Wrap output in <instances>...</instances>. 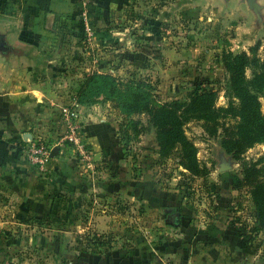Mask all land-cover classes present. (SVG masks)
I'll return each instance as SVG.
<instances>
[{
	"label": "rangeland",
	"instance_id": "obj_1",
	"mask_svg": "<svg viewBox=\"0 0 264 264\" xmlns=\"http://www.w3.org/2000/svg\"><path fill=\"white\" fill-rule=\"evenodd\" d=\"M259 3L263 9L257 27L254 17L236 4L136 0L123 14L106 16L104 24L93 25L95 36L91 25L92 37H81L84 34L79 28L69 24V30L60 27L39 50H31L8 36L9 44L24 56L0 57V63L16 68L18 81L23 83L16 89L18 104H27V115L42 106L45 116L35 144L50 151L62 150V155L59 151L49 162L64 161L66 173L58 164L55 176L64 184L50 188L43 197L45 203L35 206L41 209L14 212L13 201L6 205L0 202V264L88 263V259L101 260L102 255L113 252L112 244L128 248L138 243L175 246L177 237L188 241L187 229L165 224L168 209L196 214L195 228L208 229L217 223L240 233L239 249H230L227 242L222 247L224 260L234 256L240 260L238 264H264V233L257 229L252 199L245 188H236L245 166L257 164L264 169V144H255L235 161L224 154L219 138L208 137L200 122L189 121L184 126L185 136L196 147L200 165L208 169L205 178H193L179 166L177 152L167 159L158 157L156 133L147 116L127 117L103 97L91 109H81L74 99L83 79L95 73L149 84L155 105L186 102L191 94L205 90L216 94L215 109L225 108L228 94L222 54L246 53L264 60V0ZM152 23L155 32H151ZM4 26L2 31L9 35L10 25L6 22ZM254 47L257 49L252 51ZM256 71L249 68L245 76L264 114V89L251 83ZM35 96H40L42 103L36 104ZM87 121L102 122L116 133L121 166L100 157L101 151H94L90 143H84L89 159L82 163L66 137L69 125L82 130ZM129 122H138L137 129L142 131L135 135ZM238 122L228 118L224 123ZM60 126H64L63 132ZM222 159L230 161L231 169L219 173ZM25 165L34 169L32 176L48 174L45 168L40 170L26 160ZM102 184L122 186L124 192L108 196L104 187L95 190ZM218 241L212 245L214 254L221 248ZM219 264L225 262L220 259Z\"/></svg>",
	"mask_w": 264,
	"mask_h": 264
},
{
	"label": "crops",
	"instance_id": "obj_2",
	"mask_svg": "<svg viewBox=\"0 0 264 264\" xmlns=\"http://www.w3.org/2000/svg\"><path fill=\"white\" fill-rule=\"evenodd\" d=\"M5 1L6 4L2 5L3 7L0 8V31H2V28L5 27L4 25H6L7 22L10 25L8 28L10 29V33L9 35L7 34L10 39H14L15 37L17 43L19 42L29 47L31 50H39L40 46H44L45 39L60 27H66L68 29L70 24V28H74L75 26L78 28L77 23L78 21L80 22V19L84 25V36L81 37H92L93 25L96 27L100 23L104 24L106 16L113 17L116 14L119 16L127 9H130V5L136 3V0ZM86 26L89 28L90 32L85 31ZM94 26L93 35L95 36L97 29H95ZM111 31L113 30L109 29V32ZM137 50L140 53H144V50L140 48ZM18 80L16 68L13 69L12 66H5L0 63V123L2 122L5 124V126H0V202H2V205H6L8 201H13L15 205L13 208L14 212H30L32 208H34V210L42 208H37L35 206L39 205L37 203L41 201L45 203L43 197L47 195L50 188H52V190L57 189L58 186L64 184L62 181H58V177L55 176V170L58 164L61 165L64 161L60 163L59 160H51L45 167V170H48V174L45 173L37 176L30 175L34 169L25 165L23 145L27 143H25L23 137L26 136L30 143H34L40 132L39 123L45 115L42 106L39 110L34 111L33 115H27V109H29L26 108L27 104H18V99L20 98H18L19 92L16 91V89L18 85L23 84ZM39 94L41 95V93ZM34 101L36 104L42 103L40 96H35ZM78 107H83L81 109H84V107L86 109H91L93 106L78 105ZM24 112L26 118L22 119L21 117H24ZM45 112L47 115L50 114L47 110ZM50 126L52 127L53 124H50ZM58 129H61L60 132H63L64 126H60ZM82 130L83 145L84 143L85 145L86 143H90L94 151H101L102 154H100V157L104 155V157L109 160V163L113 165L118 164L120 149L117 144V135L108 125L102 122L87 121ZM59 151L62 155V150ZM77 152L80 156L82 155L79 150ZM84 152L88 154L85 148L83 149V153ZM98 158L99 155H96L95 159ZM119 164L118 165L121 166L122 161ZM120 169L122 170L121 167ZM50 170L53 172H49ZM61 171L66 173L64 164L61 166ZM103 187V191L108 196L124 192L123 189H121L123 188L122 186L117 187V185L113 184H102L101 186H97L95 190ZM143 189L144 192L147 191V189ZM178 214L180 225L183 223L187 224L186 234L189 238H195V236L206 234L207 229L204 227L200 226V228H195L197 227V225L195 226L194 224L197 216L196 214H185V212H179V210ZM166 217L169 218V215L166 214ZM168 218L164 220L165 224ZM215 225V228L219 231L224 232L228 230L221 228L217 223ZM171 228L174 229V227ZM177 229L184 230L180 226ZM175 239L177 241L174 243L175 246L138 243L127 248L125 245L123 247H118L112 244L111 247L113 252L109 251L105 253V255H102L103 258L101 260L98 258L94 259V261L88 259V263H82L85 261L84 260L82 262L79 261L77 264H193L194 260L190 255L199 248L200 244H193V239L183 242H181L182 240L178 237ZM220 241L221 244H219L221 248L218 252L221 253L222 247L227 243L222 238H220ZM239 246L238 248H231L228 245L230 249H239ZM186 250L189 252L187 256L185 253ZM220 253L217 261L215 260V264H219L218 259H221L222 262L224 261V257L220 256ZM195 258L200 264H214L210 255H202L201 252H199ZM232 259L236 258L232 256ZM198 261H196V264H199Z\"/></svg>",
	"mask_w": 264,
	"mask_h": 264
},
{
	"label": "trees",
	"instance_id": "obj_3",
	"mask_svg": "<svg viewBox=\"0 0 264 264\" xmlns=\"http://www.w3.org/2000/svg\"><path fill=\"white\" fill-rule=\"evenodd\" d=\"M6 1H0V8ZM79 31L83 33L84 25L78 21ZM154 29L151 32H155ZM158 24H156V27ZM254 47L252 51H255ZM223 69L226 75V91L228 104L225 108L215 109L216 94L202 90L191 94L186 102H171L155 105L151 99L152 87L145 82L118 81L110 75L92 74L83 79L75 92V102L78 105H93L96 100L113 103L123 115H145L156 133L158 157L169 158L177 152L178 164L193 178H205L208 169L201 166L197 160V149L184 133V126L189 121L201 123L203 132L210 138H219V146L224 154L238 161L241 156L255 144H264V114H261L257 97L249 91V83L245 72L255 68L252 85L260 90L264 89V60L261 62L246 53L222 54ZM234 118L239 122L235 124L224 123L226 119ZM138 122H129L135 135L142 131L137 129ZM117 137V144L119 145ZM236 188H245L249 193L254 206V217L257 229L264 233V169L257 168V164L247 165L243 168V179ZM186 223L180 225L186 229ZM241 234L228 229L224 232L215 227H209L206 234L188 238L193 244L199 243V249L190 257L198 261L195 256L201 251L212 257V262L219 256L212 248L215 242L222 238L229 243V247L238 248ZM213 249V250H212ZM198 252V253H197ZM209 252V253H208ZM186 256L188 251H185ZM213 255V256H212ZM219 261V259H218ZM239 259L224 260L225 264H238ZM199 262V261H198ZM238 262V263H237ZM200 263V262H199Z\"/></svg>",
	"mask_w": 264,
	"mask_h": 264
},
{
	"label": "water",
	"instance_id": "obj_4",
	"mask_svg": "<svg viewBox=\"0 0 264 264\" xmlns=\"http://www.w3.org/2000/svg\"><path fill=\"white\" fill-rule=\"evenodd\" d=\"M215 1V0H213ZM222 1V3L226 6L230 4H236L238 7H243L252 17H254V26L257 27V25L260 24L261 20L257 19L261 17L262 12V5L259 3L261 0H218ZM14 55V57H22L24 54L20 53L19 50L14 49L8 41V35L4 31H0V57L7 59L9 56ZM25 143L30 142L27 140L26 136L23 137ZM59 152L58 148H54L51 151L50 158L53 159ZM231 169L230 161H224L222 159V162L219 167V173L227 172ZM165 213L169 215L168 220L166 221V224H168L171 227L178 228L180 226L179 222V214L177 209H168L165 210Z\"/></svg>",
	"mask_w": 264,
	"mask_h": 264
},
{
	"label": "built area",
	"instance_id": "obj_5",
	"mask_svg": "<svg viewBox=\"0 0 264 264\" xmlns=\"http://www.w3.org/2000/svg\"><path fill=\"white\" fill-rule=\"evenodd\" d=\"M86 32H90L89 28L86 26ZM91 36V34H90ZM66 120V119H65ZM69 121V118H67ZM71 121V120H70ZM69 123H67V126ZM70 129L69 135L66 137L67 142H70V144H74V148L82 154V162L85 163L86 160L89 159L88 154L83 153V149L85 148L83 145V134L82 130L78 129L77 127H71V125L68 126ZM65 140V141H66ZM34 143H27L23 145V156L27 163H29L32 166H35L39 168L40 170H43L46 165L48 164L50 160V150H46L44 147L40 146L38 147ZM86 164V163H85Z\"/></svg>",
	"mask_w": 264,
	"mask_h": 264
}]
</instances>
